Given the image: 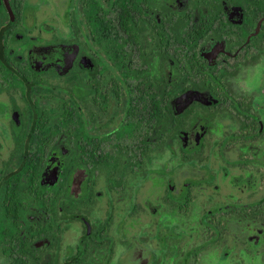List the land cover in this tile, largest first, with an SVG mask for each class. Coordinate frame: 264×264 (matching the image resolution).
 I'll list each match as a JSON object with an SVG mask.
<instances>
[{"label": "flooded vegetation", "instance_id": "obj_1", "mask_svg": "<svg viewBox=\"0 0 264 264\" xmlns=\"http://www.w3.org/2000/svg\"><path fill=\"white\" fill-rule=\"evenodd\" d=\"M0 264H264V0H0Z\"/></svg>", "mask_w": 264, "mask_h": 264}]
</instances>
